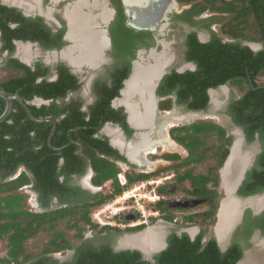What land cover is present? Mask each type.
<instances>
[{
	"label": "flooded vegetation",
	"instance_id": "af4514ba",
	"mask_svg": "<svg viewBox=\"0 0 264 264\" xmlns=\"http://www.w3.org/2000/svg\"><path fill=\"white\" fill-rule=\"evenodd\" d=\"M230 1L236 3L238 0ZM223 4V0H0V5L9 9L4 17L11 28L17 26L12 15L17 18L20 13L33 19L29 29L40 36V39H13L11 56L32 67L41 64L47 69L44 79L48 82L55 81L59 71L64 68L75 77L74 85L62 96H34L26 102L37 107L48 106L49 112L41 117L45 120L43 123L51 125L47 145L51 149L57 148L53 150L59 155L66 147L76 146L75 153L84 157V161L60 157L57 178L62 188L43 189L27 170L29 183L18 189L0 190V198H15L17 194L24 196L19 207L14 202L12 208L34 213L42 220L45 230L41 229V232L47 234L43 249L47 252L41 256L47 258L46 262L52 259L59 263H70L78 254L86 253L88 263L93 264L90 260L92 253L109 248L114 253L137 250L141 253V260L153 263L155 254L166 248L171 234L181 235L185 232L190 239H195L202 230H206L208 196L197 194L191 178H181L183 172L191 168L187 164L182 165V161L192 160L187 149L171 135L174 127L195 122L186 123L187 119L196 118V115L189 116L188 113L214 115L220 121L218 124L225 129L226 136L232 137L228 154L217 170L219 182L216 190L220 195L221 188L222 195L218 197L213 223L216 228L224 219L227 222L224 239L220 241L216 235L221 250H225L233 238L231 230L237 224L242 207L255 205L260 208L264 205V194L242 196L237 193L261 150L257 135L252 142L246 143L243 130L233 123L227 113L230 100L240 97L237 89L229 82L208 88V105L197 111L177 104L174 93H158L166 75L196 70V62L187 59L189 36L195 35L199 42L208 43L214 35L220 37L222 42L239 41L254 52L262 49L260 42L236 39L221 30L236 13L220 9ZM44 26L47 31L42 33ZM21 44L27 49L21 48ZM1 47L3 41L0 37V70L23 75L21 69L10 70L6 67L9 52L7 49L1 50ZM41 79L38 78V81ZM143 81L149 83L145 86ZM117 82L122 85L118 94L111 98L110 92ZM221 89L226 93L223 95L222 92V101H218V91ZM168 98H171V107L160 108V102ZM106 99H109L108 106L104 103ZM52 102L57 107L50 106ZM49 108L59 113L54 115ZM81 114L85 120L97 118L99 126L92 135L115 150L106 158L116 164L120 170L117 175L121 174L125 182L128 175L136 176L140 179V187L146 188L154 183V177L172 171L170 176L165 175L164 181L156 184L153 200L158 202L159 207L148 208L145 213L135 209L123 210L112 216L113 222L109 223L113 225L107 226L105 223L108 222L104 221L97 225L94 212L90 210L96 205L98 196L112 192V180L100 185L93 184L94 161L82 153L81 143L74 138L78 135L79 126L56 130L58 123L65 121L64 118H76ZM199 120L209 119L196 121ZM51 131L53 134L48 140ZM55 135H66L67 142L53 145L51 139ZM243 143L247 146L253 143L257 145L242 150ZM256 148L258 152L253 157ZM94 151L98 154V150ZM22 170L20 166L14 174L3 176L0 173V185L16 178ZM147 175L150 176L145 178ZM150 180H153L152 183H149ZM2 204L5 205L4 202ZM196 207L201 209L194 212ZM10 209L4 208L5 211ZM263 210L264 207L258 211L251 210V213L258 215ZM84 216L89 218V222H85ZM33 226H36L35 222ZM53 230H58L63 237L50 238ZM256 232L264 239L259 229L253 230L250 239L256 236ZM228 234L229 242L223 248ZM52 239H56L60 245L58 249H51L55 245ZM127 239L136 243H124ZM205 240L206 236L202 242ZM0 241L3 243L5 239L0 238Z\"/></svg>",
	"mask_w": 264,
	"mask_h": 264
},
{
	"label": "trees",
	"instance_id": "16d2710c",
	"mask_svg": "<svg viewBox=\"0 0 264 264\" xmlns=\"http://www.w3.org/2000/svg\"><path fill=\"white\" fill-rule=\"evenodd\" d=\"M223 2L220 9L236 13L232 16L231 22L224 25L221 30L236 39L260 42L262 49L254 52L248 46L241 45L239 41L222 42L220 37L214 35L208 43L199 42L195 35L189 36L187 59L196 62V70L184 73L172 72L166 75L159 85L158 93L161 95L174 93L177 104L197 111L205 109L208 105V88L229 82L237 89L240 97L230 100L227 113L232 117L233 123L243 130L246 143L252 142L255 135L261 143V150L254 164L246 172L237 190L239 195L248 196L264 191V79H262L264 77V0H238L236 3L223 0ZM8 12L6 6L0 5V37L3 41L1 50L7 49L9 52L5 61L6 67L10 70L21 69L24 73L4 78L0 81V85L8 92H16L25 102L34 96L42 98L62 96L75 83V77L66 68L59 71L55 81L48 82L44 79L47 69L41 64L37 63L32 67L11 56L14 50L13 39H40V36L29 29L33 19L24 17L20 13L17 18L12 15L17 26L11 28L7 18L4 17ZM46 31L44 26L42 33ZM38 78L42 79L38 81ZM115 85L110 92L111 98L118 94L122 83L117 82ZM104 103L108 106L109 99ZM5 104V100L0 96V114ZM27 106L36 118H41L49 112L48 106L45 105L37 107L27 103ZM50 106L57 107V104L52 102ZM159 106L163 109L170 108L171 98L161 101ZM50 112L55 113L54 115L59 113L55 110ZM64 120L62 124L58 123L56 130L71 126L80 127L78 135L74 138L81 143L82 153L94 161L93 184L100 185L112 180L110 183L112 192L98 196L96 205L90 210L91 213L140 181L138 177L128 175L127 181L120 184L117 178L119 169L113 161L106 158V155H110L115 150L92 135L99 126L97 118L85 120L81 114L76 118L69 116ZM50 130L51 125L33 121L22 105L17 100L13 101L11 113L0 122V173L3 176L14 174L20 166L23 170L13 180L2 183L0 190L18 189L29 183L27 170L33 174L36 184L43 189L62 188L57 178L59 174L57 162L60 157L79 161H84V157L75 153L76 146L66 147L61 155L56 154L46 142ZM171 135L189 153L192 161H182V165L187 164L191 168H187L181 178H191L197 188V194L208 196L206 220L207 224H211L215 220L220 196L216 190L219 182L217 170L228 154L232 137L226 136L225 129L211 120H199L190 125L176 126L171 130ZM66 142V135H55L51 139L53 145ZM94 150H98V154ZM208 183L211 184L207 187ZM23 199L24 196L20 194L15 198H0V238L5 239L6 250L5 254L0 256V264H89L86 253L78 254L70 263H59L52 259L46 262L47 258L41 256L47 252L46 249L34 253L30 248L29 239L45 228H42L43 222L37 217L38 215L12 208L14 202L19 207ZM3 202L5 205L2 204ZM159 206L155 201L146 203L147 208ZM5 207L11 208L10 211H5ZM84 218L85 222H89V218L87 219L86 216ZM33 222L36 226H33ZM254 229H259L264 236V210L258 215H252L248 208L245 209L242 222L235 229L233 238L225 250L220 249L213 234L202 230L195 239H190L185 232L181 235L171 234L166 248L155 254L153 263L141 260V253L137 250H122L114 253L109 248L92 253L90 260L93 264H237L243 256L244 249L250 244L248 239ZM51 236L63 237L58 234V230H53L49 234L50 238ZM205 236L206 240L202 242ZM52 242L55 244L51 247L52 250L60 247L56 239H52Z\"/></svg>",
	"mask_w": 264,
	"mask_h": 264
},
{
	"label": "rangeland",
	"instance_id": "374dc122",
	"mask_svg": "<svg viewBox=\"0 0 264 264\" xmlns=\"http://www.w3.org/2000/svg\"><path fill=\"white\" fill-rule=\"evenodd\" d=\"M102 19H105V18L103 17ZM144 71L146 72V69H144ZM9 75H12V74L8 71L1 70L0 79H4ZM262 79H264V77H262ZM148 83H149L148 81H143L142 84H145V86H146ZM222 92L224 95L226 93V90L221 89V91H218V93L220 95L218 101H222V97H223V95H221ZM214 106L218 107L217 104H214ZM188 115H196V117L198 119L208 118L211 121H214L216 123H220L219 119H217L214 115L209 114V113H206V115H197V114H193V113H188ZM197 118H193V120H192V118L189 120L187 119L186 123L196 121V120H198ZM254 144H256V143H253V145L250 144L247 146V145H245V143H243L241 149L246 150V149L250 148V146L256 147ZM256 151H257V148L254 149V151H253V157H254ZM194 166L198 169L197 164H195ZM171 174H172V171H167V172H164L163 174H161L159 177H154L153 178V179H155L154 183L152 185H147L146 188H142V187H140V183H136V184H134L136 189L132 190L131 193H126L125 196L122 194L120 197H116L115 199L113 198V199L106 201L103 205L99 206V209L101 210L99 213V217H100L101 221L108 222V223H105L106 225H108V224L113 225L109 222L112 220V216H114L116 214L118 215L120 213V211L128 210V209H135V210L139 211V213H140L141 209H143V210L145 209L147 211L148 208L143 207V205H146L147 202L154 201L153 199H155L154 193L156 194V184L158 183V181H164L165 175L168 177ZM152 181L153 180H150L149 183H152ZM134 185L131 186V188H134ZM219 190H220L219 191L220 195H222L221 188ZM132 194H137V195L130 196ZM138 194L140 196H138ZM262 194H264V193H260V194L254 195V196H259ZM145 195H147V196H145ZM254 196H252V197H254ZM128 205H130V207ZM262 207H264V205H262L260 208H257L254 205H244L241 209L240 215H242V212L247 208H250L252 211H258ZM99 209L95 210L94 213L96 211H98ZM200 209H201L200 207H198V208L196 207L194 212H196V210H200ZM145 210H144V213L146 212ZM141 219H144V218H141ZM111 222H113V221H111ZM224 224H226V223H224ZM59 225H60V222H59ZM236 225H234L235 228H236ZM234 227L231 230V233H233L232 231L235 230ZM206 230L209 234H214V223L208 224ZM215 230H216V228H215ZM231 233H230V235H231ZM230 235L225 240V242L222 246L223 248L225 246H227V244L229 242ZM46 237H47L46 233H42L41 231H39L35 236H32L29 239V244H31L30 248L33 249L34 253L35 252L39 253L40 251L43 250L44 243H45L44 239H46ZM248 241L250 244L247 246V250L246 251L244 250L243 257L237 264H241V263L242 264L243 263H246V264H264V239L262 237H260V235H258L256 232V236L252 237L251 239L249 238ZM4 243H5V241H3V243H2V241H0V255H2L5 251V248L3 247Z\"/></svg>",
	"mask_w": 264,
	"mask_h": 264
},
{
	"label": "water",
	"instance_id": "95a60500",
	"mask_svg": "<svg viewBox=\"0 0 264 264\" xmlns=\"http://www.w3.org/2000/svg\"><path fill=\"white\" fill-rule=\"evenodd\" d=\"M0 96L6 102L3 112L0 114V122L4 121L9 116V114L11 113L12 108H13V101L14 100H17L22 105V107L24 108L25 112L27 113V115L29 116L30 119H32L35 122H43V121H45L44 119L34 117L31 114L30 110L28 109V106H27L28 102L23 101L22 98L16 92L15 93L8 92V91H6L4 88H2L0 86ZM53 124H55V123H53ZM53 129H54V126H53ZM52 134H53V131H51L48 140H50ZM242 140H243V138H242ZM232 147H231V150H232ZM52 149H56L57 150V148H55V147H52ZM229 157L230 156L227 157V160H228ZM226 161H225V163H226Z\"/></svg>",
	"mask_w": 264,
	"mask_h": 264
},
{
	"label": "bare ground",
	"instance_id": "6f19581e",
	"mask_svg": "<svg viewBox=\"0 0 264 264\" xmlns=\"http://www.w3.org/2000/svg\"><path fill=\"white\" fill-rule=\"evenodd\" d=\"M126 1V0H125ZM22 45V44H21ZM20 46V45H19ZM21 48H24V50L25 49H27L26 48V46H20ZM179 117H181V116H179ZM186 118V117H185ZM173 120V119H172ZM179 120V119H178ZM181 120V119H180ZM234 147H236V146H234ZM233 148V147H232ZM232 152V151H231ZM237 155H238V153H237ZM232 156V155H231ZM241 156H243V155H241ZM229 159V158H228ZM231 163V162H230ZM244 163V162H243ZM230 165V164H229ZM236 165V164H235ZM239 165V164H238ZM228 168H230V167H228ZM238 171V170H237ZM225 172V171H224ZM223 173V172H222ZM233 174V173H232ZM237 174V173H236ZM238 175V174H237ZM231 177V176H230ZM235 179V178H234ZM228 181V180H227ZM227 189V188H226ZM230 189V188H229ZM231 190V189H230ZM126 195V194H125ZM124 195V196H125ZM251 201V200H250ZM251 203V202H250ZM256 203V202H255ZM257 204V203H256ZM255 206V205H254ZM230 208V207H229ZM219 217V216H218ZM224 223H227V222H225V219H224V222L223 223H218L217 224V226H216V235H217V237L219 238V240L220 241H222L223 239H224V237H225V235H226V232H225V230H226V226H227V224H224ZM148 236V235H147ZM156 236V235H155ZM145 238V237H144ZM156 238V237H155ZM217 238V239H218ZM154 239V238H153ZM148 241V240H147ZM124 243H127V244H129V243H136V241L135 240H131V239H127V240H125L124 241ZM149 247H150V245H149Z\"/></svg>",
	"mask_w": 264,
	"mask_h": 264
},
{
	"label": "clouds",
	"instance_id": "9594fccd",
	"mask_svg": "<svg viewBox=\"0 0 264 264\" xmlns=\"http://www.w3.org/2000/svg\"><path fill=\"white\" fill-rule=\"evenodd\" d=\"M187 115H188V114H187ZM189 116H193V115H189ZM196 118H197V117H196ZM181 122H182V121H181ZM117 178H118V181L120 182V184H124V183H125L124 178L121 176V174H118V175H117ZM121 180L124 181V182L121 183ZM134 189H136L135 185H134V188H131V187H130V188L124 190L122 194L125 195V194L128 193L130 190H134ZM122 194H121V195H122ZM121 195H119V196H117V197H120ZM135 195H137V194H135ZM135 195H130V196H135ZM138 196H140V195L138 194ZM145 196H147V195H145ZM115 198H116V197H115ZM115 198H114V199H115ZM149 198H150V197H149ZM151 200H152V199H151ZM151 202H152V201H151ZM143 207L147 208L146 205H143ZM97 209H99V207H98ZM97 209H96V210H97ZM139 210H140V209H139ZM144 210H145V209H144ZM144 210L141 209V210H140L141 213H144ZM145 211H146V210H145ZM243 214H244V211H243L242 215H240V217L238 218V221L236 222V223H237L236 228H237V226L242 222ZM96 222H97V220H96ZM98 224H102V223L97 222V225H98ZM214 228H215V227H214ZM236 228H235V229H236ZM234 231H235V230H234ZM234 231H232V232L234 233ZM214 232H215V229H214ZM233 233H232V234H233ZM213 236H214L215 239H216V234H215V233L213 234Z\"/></svg>",
	"mask_w": 264,
	"mask_h": 264
},
{
	"label": "built area",
	"instance_id": "2783aa9c",
	"mask_svg": "<svg viewBox=\"0 0 264 264\" xmlns=\"http://www.w3.org/2000/svg\"><path fill=\"white\" fill-rule=\"evenodd\" d=\"M123 182H124V181L121 180V183H123ZM131 192H132V190H130L128 193H131ZM132 195H135V194H132ZM100 211H101L100 209H99L98 211H96V212L94 213V216H95L97 222H100V223H101L102 221H101V219H100V217H99V213H100Z\"/></svg>",
	"mask_w": 264,
	"mask_h": 264
}]
</instances>
